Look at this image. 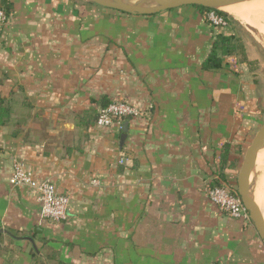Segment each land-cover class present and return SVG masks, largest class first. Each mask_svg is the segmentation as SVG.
Masks as SVG:
<instances>
[{
  "label": "crops",
  "instance_id": "1",
  "mask_svg": "<svg viewBox=\"0 0 264 264\" xmlns=\"http://www.w3.org/2000/svg\"><path fill=\"white\" fill-rule=\"evenodd\" d=\"M10 2L0 25V97L12 107L0 125V264H36L31 250L64 264H264L252 221L206 195L217 179L236 188L264 122V47L250 29L214 27L190 5L138 15L84 0ZM217 33L237 38L244 57L205 69ZM117 99L141 115L121 131L96 126ZM13 160L68 196L65 220L41 218L35 192L9 185Z\"/></svg>",
  "mask_w": 264,
  "mask_h": 264
},
{
  "label": "built area",
  "instance_id": "2",
  "mask_svg": "<svg viewBox=\"0 0 264 264\" xmlns=\"http://www.w3.org/2000/svg\"><path fill=\"white\" fill-rule=\"evenodd\" d=\"M204 16L206 21L214 27H225L229 24V18L220 14L216 9H208ZM6 20L7 14L0 7V25L4 24ZM140 115L141 112L138 107L117 99L109 102L105 107L99 108L95 125L102 128L115 127L121 131L126 120ZM8 183L12 187H28L35 192L41 218L54 221L66 219L69 206L68 196L60 193L50 180L36 178L18 160L12 161ZM206 195L223 212L232 217L250 221L249 213L235 187L217 179V182L207 185Z\"/></svg>",
  "mask_w": 264,
  "mask_h": 264
},
{
  "label": "water",
  "instance_id": "3",
  "mask_svg": "<svg viewBox=\"0 0 264 264\" xmlns=\"http://www.w3.org/2000/svg\"><path fill=\"white\" fill-rule=\"evenodd\" d=\"M94 3L104 8L115 9L129 14L149 15L162 10L172 9L180 6L199 5L209 9L221 10L219 7L227 3H233L244 0H143L138 3H131L133 0H84ZM225 12V11H224ZM125 122L123 123V127ZM125 134L122 133L120 140L122 141ZM264 146V122L256 131L250 144L244 151L242 161L239 166L236 181V191L239 195L244 207L249 213L255 229L260 238L264 242V219L258 204L254 201L249 192L250 188V174L255 165L254 155L256 151ZM38 229L35 228L34 231ZM32 242L33 248L36 249L32 238L24 237ZM37 250V249H36Z\"/></svg>",
  "mask_w": 264,
  "mask_h": 264
},
{
  "label": "trees",
  "instance_id": "4",
  "mask_svg": "<svg viewBox=\"0 0 264 264\" xmlns=\"http://www.w3.org/2000/svg\"><path fill=\"white\" fill-rule=\"evenodd\" d=\"M192 6L196 7L204 14L209 9L199 5ZM0 7L5 10L7 16L12 10L10 0H0ZM218 12L224 15L225 17H228L230 23L231 17L230 15H228V13L221 10H218ZM235 54H241L244 57V49L240 41L233 36L217 33L212 43L211 51L208 56L204 59L202 66L205 69L218 68L221 65L223 56ZM107 104H109V102L104 103L103 105H101L100 108L105 107ZM11 110L12 107L10 105V101L8 99L0 97V125H4L8 122ZM97 113L94 118V123L96 120ZM15 234L17 235V233ZM31 253L34 260H36V264H64L57 259L56 253L53 250H49L48 252L43 253L42 256H39L34 250H31Z\"/></svg>",
  "mask_w": 264,
  "mask_h": 264
},
{
  "label": "rangeland",
  "instance_id": "5",
  "mask_svg": "<svg viewBox=\"0 0 264 264\" xmlns=\"http://www.w3.org/2000/svg\"><path fill=\"white\" fill-rule=\"evenodd\" d=\"M142 1L143 0H133L131 3H138V2H142ZM253 4H256L257 6H252ZM233 5H234V8L236 7L235 8L236 11H241L242 15L246 14L244 16H249V14H250L249 17H251V19L253 20V23L251 25L247 24L245 22L237 20L235 17L228 14L231 17V22L236 23L237 25L241 26L243 29L245 27L249 28L250 31L257 37V39L261 42L262 46L264 47V17H263L264 16V10H263L264 0H244V1H241L240 3L233 2ZM249 7H250V10H249ZM253 9L256 11L257 15L254 13ZM244 11H245V13H244ZM250 11H253V12H250ZM259 159L260 158H258V161H257V159L255 160V162H256L255 166H257V164H259Z\"/></svg>",
  "mask_w": 264,
  "mask_h": 264
},
{
  "label": "bare ground",
  "instance_id": "6",
  "mask_svg": "<svg viewBox=\"0 0 264 264\" xmlns=\"http://www.w3.org/2000/svg\"><path fill=\"white\" fill-rule=\"evenodd\" d=\"M241 1H238L236 3H240ZM261 4V3H260ZM252 6H257L256 4H253ZM220 9L224 10L225 12H227L228 14H231V15H234L236 16L237 19H240L241 21H247L248 17L250 16H244L246 14L245 11H244V15L241 14V11H236V7L234 8V5L233 3H227V4H224V5H221L219 7ZM257 8V7H256ZM255 8V9H256ZM262 8V7H261ZM249 10H250V7H249ZM254 10V9H253ZM264 10V8H263ZM258 11V10H257ZM247 12V11H246ZM250 12H253V11H250ZM249 13V12H248ZM254 13L257 15L256 11L254 10ZM259 13V12H258ZM264 17V16H263ZM257 19V18H256ZM263 147L259 148L255 155H254V159L256 158L257 161H258V158L259 159V163L260 164H257V168H254L252 172H254L255 169H258V172L256 174V177H255V183H256V187H255V192L254 191H251V192H254L253 193V199L256 203H258V206L261 210L262 208V214H263V217H264V148L262 150ZM255 159V160H256ZM259 165V166H258ZM251 178V177H250ZM253 180V179H252ZM252 182V181H251ZM254 184V183H253ZM252 185V184H251ZM252 187V186H251ZM254 188V187H253ZM252 189V188H251ZM252 194V193H251ZM252 196V195H251Z\"/></svg>",
  "mask_w": 264,
  "mask_h": 264
}]
</instances>
